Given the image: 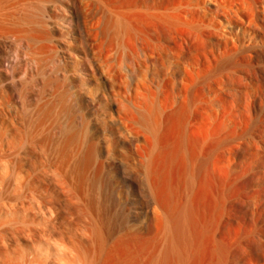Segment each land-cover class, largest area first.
<instances>
[{"label":"rangeland","instance_id":"rangeland-1","mask_svg":"<svg viewBox=\"0 0 264 264\" xmlns=\"http://www.w3.org/2000/svg\"><path fill=\"white\" fill-rule=\"evenodd\" d=\"M233 1L0 0V264H156L92 234L105 181L125 204L119 164L161 202L190 178L196 247L167 264H264V0ZM126 99L156 124L146 165Z\"/></svg>","mask_w":264,"mask_h":264},{"label":"bare ground","instance_id":"bare-ground-1","mask_svg":"<svg viewBox=\"0 0 264 264\" xmlns=\"http://www.w3.org/2000/svg\"><path fill=\"white\" fill-rule=\"evenodd\" d=\"M218 5L219 7H222L223 3H221V6L220 4ZM218 5H216V8ZM84 9L87 17V5ZM218 10L220 11L219 8ZM223 17L227 16L223 15ZM85 21L87 22V20ZM98 22L99 21H95L91 24V27L94 29V33L91 34H94L96 37ZM123 24L124 23L119 20L116 26L121 30L122 27H124L123 30H126L127 32V35L125 36H128L129 30L128 28L125 29L127 26H124ZM140 40L141 38H137L136 45H131L132 48L128 47L130 49L128 52V59L130 62H133V65L137 68V65H139L140 68L147 69L149 66L148 64H150L149 62H151L152 59V53L146 51L143 40ZM138 43L139 45L137 46ZM97 44L99 45V43ZM98 45L95 46L98 47ZM96 47H94V50L97 51V49H95ZM98 49H100V47H98ZM169 50L171 49L169 48L168 51ZM136 60H138V63ZM110 78V80L113 79L112 76ZM126 100V103L124 101L115 102V107L127 130L129 145L136 153V156L140 158L142 165H146L153 150L155 121H153L146 103H144V105H139V103L137 104L135 101H131V99ZM197 162L198 155L196 154L193 158V164L196 166ZM115 171L119 174V181L122 185L121 189H123L125 194V204L120 207L118 206L119 208L115 210L116 203L114 204V201L111 199L114 198L111 197V192L114 190L112 188L113 185L105 181L100 186V199H96L95 202L93 201L91 204L95 220V227L92 230V234L99 246L101 248L104 246L109 248H121L126 252L130 251L135 246L143 251V253L146 252L150 261L156 264H167L174 259H183L189 251L196 247V242L190 229L192 219L187 197L190 178L187 179L182 194L178 196L172 204L170 202H161L159 200L149 175L147 176V179L145 178L146 182L144 183L143 181L138 182L132 175H129L121 164L116 165ZM134 187H136V193L140 197V202L138 203L136 211L132 213V206L127 200L128 194L131 193V191L133 192ZM127 257H129L127 260L130 261L131 259L139 260L141 256L127 255Z\"/></svg>","mask_w":264,"mask_h":264}]
</instances>
